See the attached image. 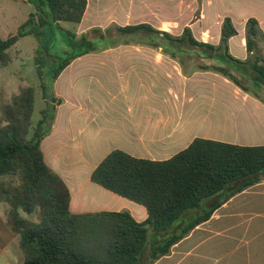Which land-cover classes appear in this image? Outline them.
I'll use <instances>...</instances> for the list:
<instances>
[{"label": "crops", "instance_id": "crops-1", "mask_svg": "<svg viewBox=\"0 0 264 264\" xmlns=\"http://www.w3.org/2000/svg\"><path fill=\"white\" fill-rule=\"evenodd\" d=\"M11 9L0 7V27L13 23ZM226 19L236 30L227 40L228 53L241 61L249 57L245 28L253 19L262 33L255 41L264 59V0H87L79 23L60 26L76 38H88L91 31L90 40H96V29L116 33L117 27L147 24L179 37L189 28L196 42L217 47ZM173 26L178 33L167 30ZM111 40L114 46L72 59L52 83L51 94L60 102L40 149L69 190L71 213L126 211L138 223L146 220L143 206L91 180L113 151L160 162L195 139L264 146V99L216 71L225 67L220 60L187 42L167 47L161 38L117 33ZM41 102L40 112L46 106ZM5 210L0 203V263L5 258L1 264H14L6 252L18 243L14 245ZM152 264H264V176L230 197Z\"/></svg>", "mask_w": 264, "mask_h": 264}, {"label": "trees", "instance_id": "trees-1", "mask_svg": "<svg viewBox=\"0 0 264 264\" xmlns=\"http://www.w3.org/2000/svg\"><path fill=\"white\" fill-rule=\"evenodd\" d=\"M31 12L16 32L0 39V66L10 61L8 51L20 39L37 42L33 65L45 108L31 124L35 89L22 88L2 110L0 124V203L6 223L19 237L23 264H152L230 197L260 182L264 176V146H239L195 139L185 150L165 161L133 158L113 151L91 174L92 182L143 206L147 213L138 223L126 211L73 214L63 180L45 163L40 142L49 132L59 100L51 94L53 81L75 57L114 46L111 30H93L96 40L63 29L60 22L79 23L87 0H26ZM58 33L63 47L52 45ZM119 37H153L167 47L189 46L220 60L214 69L259 98L264 91V59L256 48L262 36L258 23H246L249 57L233 58L227 40L236 34L230 20L223 22L217 47L196 42L189 28L179 37L147 24L117 27ZM65 54V58H56ZM234 72L235 74H233ZM253 89V90H252ZM37 213L36 221L26 215ZM149 231L154 238L149 239Z\"/></svg>", "mask_w": 264, "mask_h": 264}, {"label": "rangeland", "instance_id": "rangeland-1", "mask_svg": "<svg viewBox=\"0 0 264 264\" xmlns=\"http://www.w3.org/2000/svg\"><path fill=\"white\" fill-rule=\"evenodd\" d=\"M0 7L3 8H12V16L13 23L9 26L0 27V39H5L9 34L13 33L15 29L20 25L23 21L26 20L29 12H33L34 9L32 6L23 2L22 0H0ZM16 11V12H15ZM68 25L73 26L74 24L69 23ZM15 27V28H14ZM171 33H178L179 30L176 26L169 27L167 29ZM51 31L49 29L46 30V35L49 36ZM113 35L115 36L114 30H112ZM88 38H92L93 34L88 32ZM53 40L52 45L60 49L63 47V43L60 40V35L58 33L52 34ZM123 39L119 40V43H124ZM132 42V41H129ZM37 46V42L31 36L24 37L18 41L10 50L8 51L10 61L5 67L0 66V124L2 119V110L8 105L12 97L19 93L22 88L27 86H32L35 89V101H34V109L31 117V124L35 126L38 120L41 118L40 109L43 108V104L41 102V89L39 87V78L36 74V70L34 69L33 56L34 51ZM122 48V46H121ZM258 95L264 99V92L259 91ZM32 221H36L37 213L34 212L31 215H26ZM14 245H16V240L18 243V247L10 245L7 248L6 254L8 255L9 260H11L14 264H23L22 253L19 248V237L15 234ZM154 238V233L149 231V239ZM19 248V249H18ZM19 255V260H15L14 257ZM5 261V258L1 259V263ZM0 263V264H1Z\"/></svg>", "mask_w": 264, "mask_h": 264}]
</instances>
